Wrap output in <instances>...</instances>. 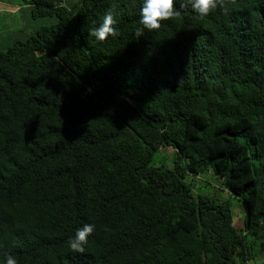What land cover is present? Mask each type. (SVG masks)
Returning <instances> with one entry per match:
<instances>
[{
	"label": "trees",
	"instance_id": "trees-1",
	"mask_svg": "<svg viewBox=\"0 0 264 264\" xmlns=\"http://www.w3.org/2000/svg\"><path fill=\"white\" fill-rule=\"evenodd\" d=\"M24 1L55 21L0 41V258H264V0H217L206 17L182 9L138 38L141 0ZM107 11L117 34L95 42L88 29ZM169 147L173 166L152 164ZM201 172L214 198L186 182ZM84 223L94 231L73 252Z\"/></svg>",
	"mask_w": 264,
	"mask_h": 264
},
{
	"label": "clouds",
	"instance_id": "clouds-1",
	"mask_svg": "<svg viewBox=\"0 0 264 264\" xmlns=\"http://www.w3.org/2000/svg\"><path fill=\"white\" fill-rule=\"evenodd\" d=\"M189 8L199 17H206L217 8V0H141L138 17L142 27L136 30V37L144 35L145 30L149 33L160 30L162 22L179 18L181 10ZM116 23L113 13L105 12L98 21H93L95 26L88 29L89 38H94L95 42H103L109 36H115ZM94 227L93 223H84L76 228L67 239L68 248L73 252L83 253ZM0 264H18V260L12 253H4Z\"/></svg>",
	"mask_w": 264,
	"mask_h": 264
},
{
	"label": "rangeland",
	"instance_id": "rangeland-1",
	"mask_svg": "<svg viewBox=\"0 0 264 264\" xmlns=\"http://www.w3.org/2000/svg\"><path fill=\"white\" fill-rule=\"evenodd\" d=\"M54 21L55 19L52 17L34 18L31 16V9L24 0H0V41L3 47L17 40L27 39L40 27L49 25ZM172 152L173 149L171 147L159 150L153 156L152 164H163L165 167H172L175 160V154H172ZM202 177L207 181L199 179ZM185 178L188 184H192L196 195L201 194L214 198L216 189L212 186L213 175H210L209 172H201L196 176L189 173ZM231 205L235 223L239 227L243 224V212L238 208L236 200H232ZM249 264H264V258L262 256L257 257L255 260L249 262Z\"/></svg>",
	"mask_w": 264,
	"mask_h": 264
}]
</instances>
